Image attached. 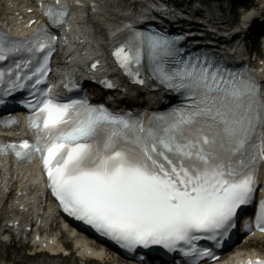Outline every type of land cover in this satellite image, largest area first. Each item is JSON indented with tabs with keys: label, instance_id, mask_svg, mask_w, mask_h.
<instances>
[{
	"label": "bare ground",
	"instance_id": "obj_1",
	"mask_svg": "<svg viewBox=\"0 0 264 264\" xmlns=\"http://www.w3.org/2000/svg\"><path fill=\"white\" fill-rule=\"evenodd\" d=\"M31 0H20L21 3H28L30 2ZM94 3H96L97 7L95 8V10H97V14L92 18L93 21H89V25L91 26L92 25V22H97L98 23V26L105 29V28H108L109 26H111L113 23H114V20H112L110 17H115V16H119L118 12H119V8L118 10L116 11V14H113V13H108L107 10H105L103 8V3L100 2V0H92ZM128 13V10L127 9H124V12L122 13L123 15H127ZM123 15H120L123 16ZM92 38H95L96 37L94 35H92ZM106 38V37H105ZM109 38V37H107ZM60 238V237H59ZM83 242H85L84 240H82ZM60 243V242H59ZM77 241L75 242V244L77 245ZM250 243H253V244H258V243H264V238L261 237V236H256L255 238H253L251 240ZM60 245H58L59 247ZM260 250V249H259ZM38 263L40 264H52L50 262H46V261H39ZM127 263L125 260H119V259H114L112 260V264H125Z\"/></svg>",
	"mask_w": 264,
	"mask_h": 264
},
{
	"label": "rangeland",
	"instance_id": "obj_2",
	"mask_svg": "<svg viewBox=\"0 0 264 264\" xmlns=\"http://www.w3.org/2000/svg\"><path fill=\"white\" fill-rule=\"evenodd\" d=\"M117 1H119V4L122 2V0H121V2H120V0H117ZM111 5V4H110ZM108 9H110V8H108ZM113 9V8H112ZM111 19H113L112 17H110ZM8 249H10L9 251H10V254H11V258H14V260H15V262H16V264H40V263H38L39 261H48V262H50V263H52V264H71L72 263V259L71 258H69V259H60V261H58V260H48L46 257H43V256H39V257H37V258H34V259H29L28 257H27V254L26 253H23L22 251H21V249H19V248H8ZM5 252V249H4V246L3 245H0V255L1 254H3Z\"/></svg>",
	"mask_w": 264,
	"mask_h": 264
}]
</instances>
